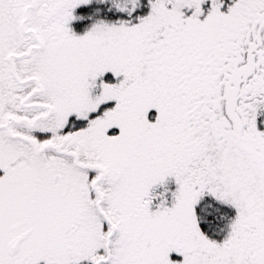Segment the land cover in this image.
Segmentation results:
<instances>
[{
    "label": "snow or ice",
    "instance_id": "6c2138e0",
    "mask_svg": "<svg viewBox=\"0 0 264 264\" xmlns=\"http://www.w3.org/2000/svg\"><path fill=\"white\" fill-rule=\"evenodd\" d=\"M0 264H264V0H0Z\"/></svg>",
    "mask_w": 264,
    "mask_h": 264
}]
</instances>
